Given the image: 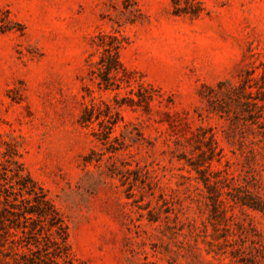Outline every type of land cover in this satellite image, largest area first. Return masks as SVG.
Wrapping results in <instances>:
<instances>
[{
  "label": "rangeland",
  "instance_id": "374dc122",
  "mask_svg": "<svg viewBox=\"0 0 264 264\" xmlns=\"http://www.w3.org/2000/svg\"><path fill=\"white\" fill-rule=\"evenodd\" d=\"M25 172L73 264H264V0H0V180Z\"/></svg>",
  "mask_w": 264,
  "mask_h": 264
},
{
  "label": "trees",
  "instance_id": "16d2710c",
  "mask_svg": "<svg viewBox=\"0 0 264 264\" xmlns=\"http://www.w3.org/2000/svg\"><path fill=\"white\" fill-rule=\"evenodd\" d=\"M119 67L117 48H105L98 66L102 77L100 83L104 84L105 88L112 85L118 87L116 80L113 81L115 75L111 73ZM226 82L220 81L218 86L222 87ZM246 85L248 80H244L238 87L231 86L229 90L237 94L238 88L243 89ZM217 99V96L207 97L211 106ZM211 140H214L213 137ZM192 165L198 169L196 164ZM198 171L202 174L201 170ZM16 177L14 182L0 180V231L2 235H13L12 242L25 246L27 249L16 252L20 256L16 258V262L19 264H73L69 255L66 224L55 205L43 192V186L39 185L27 172L17 173ZM241 201L248 203L243 198ZM250 205L259 209L263 208L260 204ZM52 228L55 229L56 234L53 233Z\"/></svg>",
  "mask_w": 264,
  "mask_h": 264
}]
</instances>
